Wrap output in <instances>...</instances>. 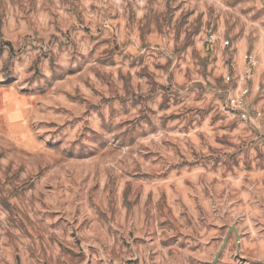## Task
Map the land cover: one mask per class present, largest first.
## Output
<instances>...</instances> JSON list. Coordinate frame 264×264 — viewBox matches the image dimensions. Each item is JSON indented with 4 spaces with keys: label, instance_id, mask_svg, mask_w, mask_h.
<instances>
[{
    "label": "rangeland",
    "instance_id": "obj_1",
    "mask_svg": "<svg viewBox=\"0 0 264 264\" xmlns=\"http://www.w3.org/2000/svg\"><path fill=\"white\" fill-rule=\"evenodd\" d=\"M0 264H264V0H0Z\"/></svg>",
    "mask_w": 264,
    "mask_h": 264
},
{
    "label": "built area",
    "instance_id": "obj_2",
    "mask_svg": "<svg viewBox=\"0 0 264 264\" xmlns=\"http://www.w3.org/2000/svg\"><path fill=\"white\" fill-rule=\"evenodd\" d=\"M208 40L212 41L213 35H210ZM224 43L228 44V41ZM243 59L248 69L239 76L242 85L238 86L232 95H229L219 104V109L226 116L236 117L243 122H248L251 119L246 109V99L250 93L248 82L250 80L251 70L258 65V58L255 53L248 52L243 55ZM257 114L260 113L258 112Z\"/></svg>",
    "mask_w": 264,
    "mask_h": 264
},
{
    "label": "water",
    "instance_id": "obj_3",
    "mask_svg": "<svg viewBox=\"0 0 264 264\" xmlns=\"http://www.w3.org/2000/svg\"><path fill=\"white\" fill-rule=\"evenodd\" d=\"M232 231H233L234 234L237 236V230H236V228H235V227H230V228L228 229V231H227V233H226L224 239H223V243H222V245H221L219 251H222V249L224 248L225 243H226V241H227V239H228V236H229V234H230Z\"/></svg>",
    "mask_w": 264,
    "mask_h": 264
},
{
    "label": "crops",
    "instance_id": "obj_4",
    "mask_svg": "<svg viewBox=\"0 0 264 264\" xmlns=\"http://www.w3.org/2000/svg\"><path fill=\"white\" fill-rule=\"evenodd\" d=\"M253 72H254V71H253ZM253 77H254V78H253ZM255 78H256V71H255L254 75H252V79H253V80H256Z\"/></svg>",
    "mask_w": 264,
    "mask_h": 264
}]
</instances>
